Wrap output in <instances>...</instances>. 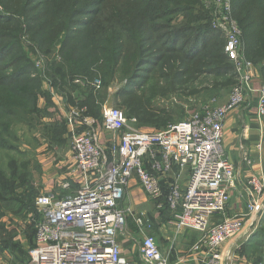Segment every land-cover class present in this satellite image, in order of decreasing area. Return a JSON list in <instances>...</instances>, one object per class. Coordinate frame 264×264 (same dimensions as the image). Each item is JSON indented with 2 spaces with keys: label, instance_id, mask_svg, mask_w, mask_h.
Masks as SVG:
<instances>
[{
  "label": "rangeland",
  "instance_id": "1",
  "mask_svg": "<svg viewBox=\"0 0 264 264\" xmlns=\"http://www.w3.org/2000/svg\"><path fill=\"white\" fill-rule=\"evenodd\" d=\"M198 2L194 10L166 17L173 7L166 0H0V264L29 259L41 219L35 205L40 195H64L81 185L70 151L72 132L66 115L71 109H83L94 120L101 144L109 146L112 136L102 127L106 107L123 109L141 131L159 132L201 114L206 106L227 102L238 76L221 56L222 41H210L199 56L187 61L184 52L166 48L173 32L155 29L162 24L187 25L193 28L187 32L191 38L196 29L206 28L210 16L206 0ZM153 15L161 19L149 26ZM130 33L136 39L129 40ZM139 39L144 41L139 59L150 61L144 75L136 74L141 48L133 54ZM182 43L177 44L180 50ZM242 44L245 51L244 39ZM245 59L257 69V88L264 87V58L257 61L260 64ZM95 81H100L97 90L90 86ZM256 105V93H250L232 111L238 128L247 121L258 123ZM230 135L235 161L230 150L225 154L238 175L225 217L246 212L240 195L250 177L245 180L243 161L249 150L239 153L234 139L240 132ZM169 176L163 178L165 184L173 181ZM66 182L70 188L63 191ZM134 198L122 202L131 213L118 239L127 238L137 246L145 235L162 253L173 243L170 261L185 255L198 234L184 229L174 235L176 212L157 209L159 200L145 197L142 190ZM235 199L236 209L239 204L245 207L239 214L231 213ZM139 217L148 227L143 233L136 224ZM248 221L226 251H222L226 243L220 247L223 264H264V211ZM199 259L194 256L183 264H202Z\"/></svg>",
  "mask_w": 264,
  "mask_h": 264
},
{
  "label": "built area",
  "instance_id": "2",
  "mask_svg": "<svg viewBox=\"0 0 264 264\" xmlns=\"http://www.w3.org/2000/svg\"><path fill=\"white\" fill-rule=\"evenodd\" d=\"M206 5L211 28L223 36L224 54L238 76V85L227 102L206 106L201 114L194 113L159 132L141 131L135 127L136 120L128 119L121 109L106 107L102 127L112 136L109 146L101 144L94 120L83 109H71L66 115L72 132L71 157L77 172L94 174V179L64 195L50 192L36 199L41 219L36 224L34 248L23 264H171L173 243L162 253L155 240L145 235L138 244L139 261H128L121 254L118 233L131 213L122 208V202L133 177L147 198L159 200L157 209L177 213L172 224L174 235L184 229L198 234L186 252L200 256L202 264H223L220 247L264 211L262 172L251 175L245 184L246 212L225 217L237 177L223 149L224 122L248 94L256 93L261 125L264 87H252L255 70L245 59L231 0H206ZM90 86L97 90L100 81ZM169 175L173 181L167 184L164 196L161 184ZM68 188L66 182L62 190ZM136 224L142 233L148 228L142 217ZM177 259L176 264L185 261L180 256Z\"/></svg>",
  "mask_w": 264,
  "mask_h": 264
},
{
  "label": "trees",
  "instance_id": "3",
  "mask_svg": "<svg viewBox=\"0 0 264 264\" xmlns=\"http://www.w3.org/2000/svg\"><path fill=\"white\" fill-rule=\"evenodd\" d=\"M166 2H172L173 4V7L169 8L166 11L164 15L166 17L177 16L180 12L186 13L187 11L194 10L195 6L197 7L199 6L198 0H175V1L166 0ZM231 5H232V16L237 21L239 28L241 29L242 41L244 39V45L246 48L245 56L247 59H252L253 62L257 63V61H260L262 60V58H264V0H231ZM160 19H161L160 17L153 15V18L149 21V26H151L153 23L157 22ZM176 23L177 22H175V24ZM206 25H207L206 28L196 29L195 34L191 38L187 37V32L189 30H193L191 26L189 27L187 25H182V26L180 25L179 27H176L174 26V24H170V25L162 24L159 26H155L156 27L155 29H159V30L167 29L170 31L169 33L173 32L169 35L166 48H168L171 51L184 52L185 54H187L185 55L187 56L185 60L189 61L199 56L204 51V49L206 48V45L210 41H213L216 39L220 40L222 41V45L224 47L223 36L219 32L211 28L210 16L206 20ZM125 31L131 32V30L129 31L128 29H125ZM131 38L136 39L130 33L129 40ZM175 41H176V44H175ZM181 41L183 42L182 44H184V47L182 50H180L181 47L177 45ZM143 42L144 41L142 39L138 40L137 49L133 53L135 54L138 51V49L141 48L138 54L139 55L138 59L140 58V55L142 53L141 45L144 44ZM186 48H187V51H186ZM188 56H194V57H188ZM221 56L223 60H225L228 63V59L226 58L224 54L223 48H222ZM188 58H191V59H188ZM132 59L133 57L129 58L127 60V63L131 62ZM99 61L103 62L102 58ZM102 62H99V63L101 64ZM148 63H150V61H147L146 59H142V60L139 59L138 62L136 63V65L139 66L136 74H139V75L146 74L147 71H145V69L148 68ZM257 64H260V62H258ZM138 79L139 78L136 77L134 80H138ZM125 115L127 116L126 112H125ZM161 185L163 189V194L165 196L168 192V186L164 182ZM163 199L164 197L161 198V200Z\"/></svg>",
  "mask_w": 264,
  "mask_h": 264
},
{
  "label": "crops",
  "instance_id": "4",
  "mask_svg": "<svg viewBox=\"0 0 264 264\" xmlns=\"http://www.w3.org/2000/svg\"><path fill=\"white\" fill-rule=\"evenodd\" d=\"M254 70H255L254 71L255 75L252 78V87H253L254 90H256L258 86L256 85L255 82L258 81L259 77H258L257 69L254 68ZM235 114L236 113H234V112L229 113V115L227 116V118H226V120L224 122V127H223V130H224L223 131L224 132L223 149H224V152L225 151L229 152V150H230L229 153H231L230 154L232 156L231 158L235 161L234 158L236 157V155L234 153H232L233 140H232V135H230V134H236V133L240 132V136L235 138L234 142L236 143V146L238 145L239 153L242 152V149L243 150H245V149L249 150L248 158L247 157H243L244 166H245V175H246L245 176V180H246V178H248L249 176H251L253 174H259V173H262V172L264 173V117L262 118L261 125H259L258 123H255V122L251 123V122L247 121V122H245V124H243V126H242L243 129H242V128H238L237 125H235V122H237V121L233 120L235 117L237 118V115H235ZM247 145H249V146H247ZM245 155L246 154H244V156ZM241 157H240V154L237 153V159L239 161H241ZM227 158H229V157H227ZM246 159L250 161V164L247 163ZM228 160H230V158ZM235 169H236V167H235ZM236 172H237V170H236ZM76 174H78L76 176L78 179H79V176H80L79 184H81V185L84 184L86 181H90V180L94 179V174L83 175V174H81L79 172H77ZM237 175L238 174L236 173V177H237ZM183 183H185V180L182 182V184ZM141 190L142 189L140 188L137 180L135 179V177H133L129 181V184H128V187H127V190H126L124 198H127V200L130 201V202L135 201L134 197H139V193H140ZM242 192H243V190L241 191L240 197L244 201L245 207H246L247 202H248V197H246L244 192L243 193ZM230 202H231V200H230ZM235 204H236V199H235V202L233 203V205L231 206V211H233L231 213L239 214L242 211H244L245 207H244V209H241L240 204H239L237 209H236ZM229 206H230V203H229ZM248 222L249 221H247L245 223V225H244V227H243V229H242V231H241V233L239 235L244 233L246 225H247ZM188 234L192 235V233H188ZM239 235H237V236H239ZM234 239H232L229 242H227L223 246L222 251L223 250L226 251V248H227L226 245L229 246V244L231 242H233ZM118 243L120 245V250H121V254H122L123 257H125L128 261H139L138 245L137 246H134V245L131 246V243L129 244V239H127V238L121 239V240L118 239ZM180 256L184 260H186L184 262H187V261L191 260L192 257L198 256V255L197 254H192V255L189 254L188 255L187 252H185V255L181 254ZM176 257H177V255L174 258L176 259ZM177 260L178 259H176V261L174 260V262H172V260H171L170 262H171V264H176Z\"/></svg>",
  "mask_w": 264,
  "mask_h": 264
}]
</instances>
